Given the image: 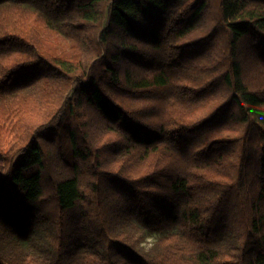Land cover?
<instances>
[{
	"label": "trees",
	"instance_id": "16d2710c",
	"mask_svg": "<svg viewBox=\"0 0 264 264\" xmlns=\"http://www.w3.org/2000/svg\"><path fill=\"white\" fill-rule=\"evenodd\" d=\"M0 264H264V0H0Z\"/></svg>",
	"mask_w": 264,
	"mask_h": 264
},
{
	"label": "rangeland",
	"instance_id": "374dc122",
	"mask_svg": "<svg viewBox=\"0 0 264 264\" xmlns=\"http://www.w3.org/2000/svg\"><path fill=\"white\" fill-rule=\"evenodd\" d=\"M155 241V236H149L145 241V246L149 248Z\"/></svg>",
	"mask_w": 264,
	"mask_h": 264
}]
</instances>
